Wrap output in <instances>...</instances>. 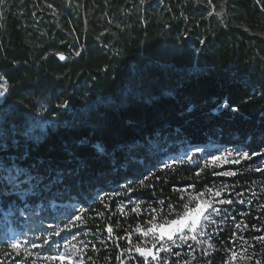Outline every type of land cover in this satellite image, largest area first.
<instances>
[{
  "label": "trees",
  "instance_id": "trees-1",
  "mask_svg": "<svg viewBox=\"0 0 264 264\" xmlns=\"http://www.w3.org/2000/svg\"><path fill=\"white\" fill-rule=\"evenodd\" d=\"M0 76L9 84L0 100V206L21 208L27 227L67 225L87 245L85 264H136L144 258L134 246L145 244L135 227L147 225L151 208L166 213L174 189L234 186L230 196L242 193L245 203L228 206L236 219L221 224L213 248L190 241L173 249L178 256H161L227 264L235 251L251 257L236 264H264V243L254 239L264 236V0H6ZM197 147V163L164 167ZM226 149L261 155L194 176ZM223 171L237 175L212 174ZM18 187L33 190L21 197ZM53 202L80 204L85 222L60 218ZM109 224L115 236L132 232L131 243L110 237ZM125 248L133 251L121 255ZM5 252L0 242V259Z\"/></svg>",
  "mask_w": 264,
  "mask_h": 264
},
{
  "label": "snow or ice",
  "instance_id": "snow-or-ice-1",
  "mask_svg": "<svg viewBox=\"0 0 264 264\" xmlns=\"http://www.w3.org/2000/svg\"><path fill=\"white\" fill-rule=\"evenodd\" d=\"M6 0H0V4L5 3ZM208 3L211 4V0H208ZM259 3V0H257ZM213 6V11H214ZM217 15H222V13H217ZM77 56L80 55V52L76 53ZM60 60H65L64 55L59 56ZM9 92V84L2 76H0V98L5 97L6 93ZM62 108H67V103L60 105ZM233 111H238V109H233ZM197 152H203L201 148L196 149ZM261 155V153L253 152L251 155L247 151L237 152L235 150L226 149L222 155L212 156L210 160L205 159L203 161V167L199 168L198 171L194 173L196 178H199L201 174L208 168L223 167L226 164H240L242 161L251 160L253 156ZM197 163L193 160L191 155L187 156L186 160H173V164L176 163ZM165 168L171 167L170 164L165 163ZM256 171H262V169L257 168ZM213 175L232 177L236 176V171H223V172H213ZM31 179V178H30ZM143 186V181H141ZM127 187V186H126ZM130 191L135 189H129ZM235 190L234 186L231 189ZM174 192L179 193L178 200L175 204H169L167 207V212L163 207L161 208H151V213L147 225L137 224L134 231L138 236L145 238L146 242L150 246H145L141 244H136L134 246L135 252L139 257L144 258L142 261L137 260L136 264H152L154 261L155 264H161V261H164V264H169L168 261L164 260V257L161 256V253H169L173 255H179V253H174V248H181L184 245L191 247L192 245L189 242H193L196 245H201L205 243L202 237L210 236L211 233L209 229L212 226L219 224H224L225 221L231 219L235 221V216H229L227 210L222 208L223 205L233 204V199L227 198L226 194L229 193V186L227 185H211L203 186L200 190H197L196 184L191 183L183 188H176ZM118 194V193H117ZM237 195H242V193H237ZM157 203L161 206L165 205L164 200H158ZM240 204L245 203V201L240 200ZM125 207L122 205L120 212L124 213ZM141 205L138 203L135 207L131 209V212L141 213ZM216 217H220L219 220ZM75 219L80 221L83 224V216H76ZM75 226V225H73ZM119 227V225H116ZM247 227V225H245ZM236 229H240V223L235 224ZM107 233L110 237H115L116 239H128L131 243L132 232H129L126 236H115L114 227L109 224L106 228ZM218 234V233H217ZM235 234V233H233ZM54 235L59 236L60 232H55ZM75 238V237H73ZM243 240V237H240ZM254 239L264 243V236L254 237ZM50 243L49 239H44L42 243L36 244L31 243L29 246L28 241H22L20 239H14L9 247L12 249V253H15L16 256H22L24 259H28L33 255L43 259L47 264H85L84 259L82 258L83 248L77 247V245L72 244L71 241L68 244L63 245L64 251L60 250V245L56 244L49 249V253L41 257L40 253H34L32 249L42 248L45 245ZM159 245V247H157ZM86 248L87 245H84ZM209 248H213L214 245L209 244ZM133 249L125 248L123 255L126 253H131ZM246 251V249H245ZM8 253V255H12ZM135 259L134 257H132ZM149 258H151L149 260ZM250 256L239 255L235 251H231V255L228 257L227 264H236L238 260H250ZM30 264H37L36 260H31ZM178 264V262H177ZM188 264V262H185ZM256 264H261L259 260L256 261Z\"/></svg>",
  "mask_w": 264,
  "mask_h": 264
},
{
  "label": "rangeland",
  "instance_id": "rangeland-1",
  "mask_svg": "<svg viewBox=\"0 0 264 264\" xmlns=\"http://www.w3.org/2000/svg\"><path fill=\"white\" fill-rule=\"evenodd\" d=\"M3 98H0V100H2ZM197 151H190V152H186L184 154V157L187 158V156L196 153ZM198 153V152H197ZM200 153V152H199ZM224 152H221V154H217L214 156H219L222 155ZM203 157H206V155H203ZM212 158V156L210 157V159ZM193 160H195V158L193 157ZM165 163H172V160L169 161H164ZM17 184L19 185L21 182H23L22 180L20 181V176L21 173H17ZM29 191H25L24 189L21 188H17L14 189V193L16 192L18 195H20L21 197H24L27 193L32 192L33 188L30 187ZM261 191L264 193V184L261 187ZM232 193V190L229 189V193L226 194L227 198H231L233 199V203L235 202H239L240 200H244V198L240 195H235L234 197L230 196ZM264 196V194H263ZM139 202H132L133 207L136 206V204H138ZM57 203L53 202L51 204V208L52 211L56 212L59 214V217L63 218V219H68V218H72L73 220H76L75 217L76 216H81L82 211L85 209L84 207H81L80 204L77 203H66V205L70 208L69 210L67 209H57L56 207ZM232 205V204H231ZM228 206L230 205H223L221 206L222 208L227 210V214L230 215V212L228 211ZM39 209L42 210L41 206H39ZM217 220L220 219V217H216ZM27 219H26V213L20 208V210L18 211L17 215H14V210L12 208H7L4 209L0 206V242L1 243H5L6 245H10V243L14 240V239H20L22 241H28L29 242V246L31 245V243H36V244H40L42 243V241L44 239H49L50 243L48 245H45L42 248H36V249H32V251L34 253H40L41 257L45 254L49 253V249L52 248L54 245L59 244L60 250L64 251L65 249L63 248V245L68 244L69 241H71L72 244L77 245V247L79 248H83V252H82V258L85 259L86 256V249L84 247V245H82V239L81 236H71L68 234V227L67 225H60L59 223H48L45 224L48 229H42L41 231L43 232H38V230L36 228H29L27 227ZM221 226V224L216 225V226H212L209 229V232L211 233L210 236H205L202 237L201 239H203L205 241V243L201 244V245H205L206 249H208V245L211 244V237H213L214 235H216L217 230L219 229V227ZM55 232H60V235H54ZM75 237V238H73ZM86 237L88 238L89 235H86ZM143 243L146 246H150L147 244L145 238L143 239ZM136 244H138V242H136ZM159 247V245L157 246ZM8 253H12V252H5L4 256L0 259V264H30L31 260H36L37 264H47V262H45L43 259L33 255L32 257L28 258L27 260L24 259L22 256H16L15 253H12V255H8ZM151 259V258H149Z\"/></svg>",
  "mask_w": 264,
  "mask_h": 264
},
{
  "label": "bare ground",
  "instance_id": "bare-ground-1",
  "mask_svg": "<svg viewBox=\"0 0 264 264\" xmlns=\"http://www.w3.org/2000/svg\"><path fill=\"white\" fill-rule=\"evenodd\" d=\"M197 148H201V147H197ZM201 149H203V148H201ZM194 151H196V149H195ZM198 153H199V152H198Z\"/></svg>",
  "mask_w": 264,
  "mask_h": 264
}]
</instances>
